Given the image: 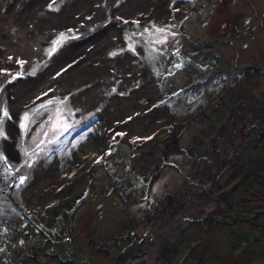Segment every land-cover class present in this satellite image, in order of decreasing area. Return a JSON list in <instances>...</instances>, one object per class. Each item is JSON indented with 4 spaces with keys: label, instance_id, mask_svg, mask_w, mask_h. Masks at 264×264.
<instances>
[{
    "label": "rangeland",
    "instance_id": "rangeland-1",
    "mask_svg": "<svg viewBox=\"0 0 264 264\" xmlns=\"http://www.w3.org/2000/svg\"><path fill=\"white\" fill-rule=\"evenodd\" d=\"M148 6L0 0V178L4 170L30 177L25 190L21 183L4 194L0 185V264L141 258L136 224L184 206L195 210L180 217L179 243L161 264H264V114L250 116L253 107L264 111V0H164L162 15L125 18ZM49 26L57 31L40 56L11 53L22 31L37 41ZM93 52L84 63L101 74L99 84L66 86ZM117 60L135 64L120 71ZM145 79L158 94L142 90ZM37 89L52 93L15 116L13 105ZM74 96L90 97L86 110ZM235 111L242 124L225 131ZM138 121L143 136H132ZM228 149L230 165L214 166ZM205 160L208 171L190 190ZM214 172L223 200L208 189ZM22 253L40 258L27 263Z\"/></svg>",
    "mask_w": 264,
    "mask_h": 264
},
{
    "label": "bare ground",
    "instance_id": "bare-ground-1",
    "mask_svg": "<svg viewBox=\"0 0 264 264\" xmlns=\"http://www.w3.org/2000/svg\"><path fill=\"white\" fill-rule=\"evenodd\" d=\"M163 1L164 0H149L150 6H148L149 7L148 11L150 13L148 11L146 12L144 10V11H141L139 13H134L137 16L126 15L125 18L137 20V19H143L148 15H162L161 6H162ZM96 19H98V18H96ZM14 21H15V19H14ZM23 21L17 22V23L22 24ZM54 25H57V24H54ZM2 28L3 29L5 28L4 23H2V25L0 26V29H2ZM55 31H57V28L51 29V27H50L48 29V32L43 36L42 40H37V41H28L31 37L27 36L26 32H24V34H25V36H24L23 31H22L21 32L22 36L20 37L21 45L17 46V44L15 43V47H14L15 49L11 53H13V54L18 53L20 55L21 54L25 55L26 59H28V60L34 56L38 57V56H40L39 55V47L43 43H47V40H49V37ZM0 41H5V38L3 36H0ZM31 42H32V44H31ZM106 42L107 41L99 42L96 44L94 43V47L92 50L99 51L104 46H106ZM86 48H88V46H86ZM84 50L87 51V49H84ZM94 53L95 52H93L89 55H86L83 58V60L79 64V67L75 70V76L76 77L74 76L75 78L73 77L71 80H69V82L66 83V86H69L71 84V82H74L72 84V87H75V86L77 87V85H79L80 83L84 84L86 80H88V82L92 83L93 86L99 84V83H95V82H96V79L98 77H100L101 74H99L98 71L94 72L93 67L90 64L86 65V63H84L85 58L93 55ZM5 56H7V55H5ZM117 61H119V60H117ZM134 64L130 63L129 61H126V62L125 61H123V62L119 61L117 67L119 68L120 71L124 70L125 72H127L126 69L124 68V66L125 67L132 66ZM99 68L100 69L104 68L103 61H101ZM139 75L146 76V72L143 71V74H139ZM114 76H116V75H114ZM124 76H126V74H124ZM131 77H134L133 74ZM128 80H129L128 78H125L124 81H122V82L125 84ZM108 83H109L108 80L104 81L105 85H108ZM142 90L148 94H151V95L152 94H158L157 88L152 87L149 84V82H147L146 79L144 80ZM51 93H52L51 90H42V89H37V91H35V94H33V95L32 94L29 95V93H27V92L24 93L22 96L27 97V98H25L21 104L13 105V111L15 112V116H17V114L20 111H22L24 108H26L28 106H33V104L36 103V101L43 100L45 97L49 96ZM89 94H91V93H87V94H85V96H88ZM73 99L75 101L79 102L80 108L83 111L85 109L86 102H88V99H85V100L81 99L80 100L78 98V96H74ZM109 109H110V107H107V109L104 111V113H106V115L111 114V112H107ZM206 109L207 108H205L203 110L201 109V112L205 111ZM113 114H111V115H113ZM263 114H264V111L261 110L260 108H256V107H253L250 111V116H252L254 118H260V117H262ZM235 118H237V120H238V118L239 119L241 118V115L236 111L233 113L231 120L227 124L228 128H225V131L226 130H232V128L234 126L236 128H239L240 124H242V120L240 123H238L237 120L234 121ZM129 120H130V117H128V121ZM10 126H11L13 132L17 133L18 129L16 127H13L12 125H10ZM143 128H144L143 122L138 121L137 124H134L130 127V129L132 130V132L131 131L130 132L132 133V136H134V135L143 136V135H141V133H144L142 130ZM219 143L223 144V140L217 139L216 145H218ZM232 153L233 152L230 149H228L227 152L220 153V158L218 161H215L214 166H226L227 167L228 165H230L231 160L233 161L232 157L230 156ZM206 161L207 160H205L201 163L199 170L194 174V180L195 181L192 182L190 184V186L188 187L190 190L195 188L196 182H198L200 180V177L202 176V174L205 171H208L207 167L204 168ZM136 165H137V163H135V166ZM208 166H210V164ZM136 167L138 168L139 166H136ZM203 168H204V172H203ZM219 169H220V167H218V169L216 170V173L218 172ZM216 173L215 172L213 173L212 184L208 189L211 191L214 189L212 192H217V194L223 198L225 191L221 188V186H219L216 183V178H217ZM215 175H216V177H215ZM59 177L61 178L62 175H60ZM56 178H57V175H55V174L49 175V183L48 184L52 185L55 180H59ZM202 189H206V186H203ZM201 192H203L205 194L206 190H201ZM47 194H48L47 196H49L51 194V191H47ZM27 196L29 198H31L33 195H31L30 193H27ZM167 203L168 202H165L163 204V206L166 207ZM198 208H200V206ZM193 210H195V206L192 207L189 211L186 210L185 206L182 208H172L171 207L169 209H163L161 211H155L149 215H146L142 221H140L136 224V230H135V235L137 238H139L141 240L140 245H142V247L136 251L141 252L144 255L141 258H133V257L138 256V255L129 256V257L128 256L119 257V263L118 264H154L156 262L161 264L163 262L164 257H165L164 254L168 250H171L174 247H176L179 243L178 233L180 230L178 229V227L182 224L180 221V217L182 215L190 212V211H193ZM199 211H200V209H199ZM126 258H128V259H126Z\"/></svg>",
    "mask_w": 264,
    "mask_h": 264
},
{
    "label": "flooded vegetation",
    "instance_id": "flooded-vegetation-1",
    "mask_svg": "<svg viewBox=\"0 0 264 264\" xmlns=\"http://www.w3.org/2000/svg\"><path fill=\"white\" fill-rule=\"evenodd\" d=\"M86 110V109H85ZM4 157L5 158H7V155H4ZM15 162V161H14ZM7 168H10V167H7ZM3 177L2 178H0V185L1 186H4V194L6 193V192H9V193H11L13 190H15V189H17L18 188V186H19V184H21L22 183V188L25 190L26 189V184H28L29 183V176H27V175H25V174H22V175H19L18 173H17V171H16V173H14V174H12V173H9V171L8 170H4L3 171ZM8 176H14V180L12 181V182H10V183H8L7 185H6V181H5V177H6V179H7V177ZM6 185V186H5ZM20 188V187H19ZM0 193H3V191H1ZM225 195V194H224ZM225 198V196L222 198V197H220V199L221 200H223ZM213 199V198H212ZM213 201L215 202V199H213ZM216 203V202H215ZM215 203H214V205H215ZM22 213L23 212H21V213H19V214H21L22 215ZM25 219L26 220H29V221H31L30 220V218L27 216H25ZM142 247V246H141ZM140 249V248H139ZM44 252V251H43ZM13 255L14 254H12V256H11V258L13 257ZM20 256L27 262V261H38L39 260V258L40 257H38V256H35V257H30V258H28V259H25V255L22 253V254H20ZM28 263V262H27Z\"/></svg>",
    "mask_w": 264,
    "mask_h": 264
},
{
    "label": "snow or ice",
    "instance_id": "snow-or-ice-1",
    "mask_svg": "<svg viewBox=\"0 0 264 264\" xmlns=\"http://www.w3.org/2000/svg\"><path fill=\"white\" fill-rule=\"evenodd\" d=\"M5 115H7V113H5Z\"/></svg>",
    "mask_w": 264,
    "mask_h": 264
}]
</instances>
